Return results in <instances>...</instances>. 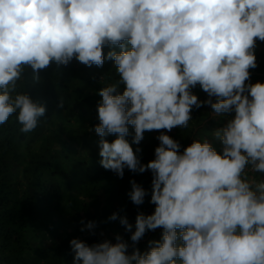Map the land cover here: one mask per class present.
I'll return each instance as SVG.
<instances>
[{
  "label": "clouds",
  "instance_id": "9594fccd",
  "mask_svg": "<svg viewBox=\"0 0 264 264\" xmlns=\"http://www.w3.org/2000/svg\"><path fill=\"white\" fill-rule=\"evenodd\" d=\"M257 41L264 42V0H0V125L16 114L28 134L47 118L44 104L16 90L26 68L39 82L53 62L111 60L119 79L98 93L100 164L120 178L125 169L152 174L154 212L138 213L134 231L126 216L108 219L119 218L133 245L158 228L161 239L128 254L119 234L115 243L73 238L72 264H264V178L248 175L264 174V83L249 82ZM197 86L208 99L193 93ZM204 105L234 113L212 133L222 150L204 139L181 151L167 133L188 128ZM145 131L159 132L147 164L132 147ZM130 184L129 199L142 205L148 191Z\"/></svg>",
  "mask_w": 264,
  "mask_h": 264
},
{
  "label": "trees",
  "instance_id": "16d2710c",
  "mask_svg": "<svg viewBox=\"0 0 264 264\" xmlns=\"http://www.w3.org/2000/svg\"><path fill=\"white\" fill-rule=\"evenodd\" d=\"M107 51L105 47V55ZM256 68H264V54L258 56ZM39 76V82H33L32 70L26 68L16 90L44 104L47 118L28 134L20 132L16 114L0 125V264H72L71 239L89 245L105 239L115 243L117 234L128 243V254L134 247L141 253L147 251L148 242L160 240L163 229L147 231L133 245L131 233L119 218L108 219L114 212L126 216L134 231L136 215H150L155 208L149 202L150 171L125 169L120 178L100 164V137L94 130L102 99L98 93L119 79L114 62L105 60L102 67H88L73 58L67 66L53 62ZM192 91L201 101L206 96L199 86ZM61 99L63 108L58 107ZM212 113L206 105L194 108L188 128H174L167 134L180 143L181 151L193 140L206 139L220 152L222 144L212 135L214 122L207 121ZM129 133L126 139L132 143L131 126ZM158 135V131H145L140 144H132L134 150L141 149L137 155L142 163L155 158ZM105 138L111 142L116 136ZM248 175L264 178V174ZM132 180L149 193L142 205H134L127 195ZM89 221L95 222L94 229L86 228Z\"/></svg>",
  "mask_w": 264,
  "mask_h": 264
},
{
  "label": "crops",
  "instance_id": "0c3cea01",
  "mask_svg": "<svg viewBox=\"0 0 264 264\" xmlns=\"http://www.w3.org/2000/svg\"><path fill=\"white\" fill-rule=\"evenodd\" d=\"M261 54H264V42H260V41H257V46H256V49H255V55H256V58H258V56ZM259 67V66H258ZM250 73H251V76H250V83H256V82H261V83H264V68H261V69H258V68H255V69H251L250 70ZM198 87V86H197ZM201 92L203 93L204 91L201 90ZM206 100L208 99V96L206 94V96H204L202 98V101L203 100ZM213 99V102H215V97L212 98ZM206 108L208 110L211 109V107L209 105H206ZM212 110V109H211ZM213 111V110H212ZM234 116V113H225L224 115L220 114V115H216L214 113H212L211 115H209L207 117V121L209 122H213L214 119L217 120L219 118H223L224 121L226 122V124L228 123V121ZM220 120V119H219ZM219 128H222V123H218V122H215L213 125L215 126V129L217 130V125H220ZM226 126V125H225ZM214 128V127H213ZM214 131V129H212ZM222 150V147H220L219 151ZM251 177V176H250ZM255 177V176H254ZM257 180H259L260 178L262 177H255Z\"/></svg>",
  "mask_w": 264,
  "mask_h": 264
},
{
  "label": "rangeland",
  "instance_id": "374dc122",
  "mask_svg": "<svg viewBox=\"0 0 264 264\" xmlns=\"http://www.w3.org/2000/svg\"><path fill=\"white\" fill-rule=\"evenodd\" d=\"M224 114H225V113H223L222 115H224ZM219 119H220V120H219ZM219 119H217V120L214 119L213 122H214V123H215V122L222 123V124H223L222 127H224V126L226 125V122L224 121L223 118H219ZM214 123H213V124H214ZM210 124H211V123H210ZM212 126L214 127V128H212V129H214V131H215V130H216V129H215V126H214V125H212ZM219 126H221V124H220V125H217V129H219ZM214 131H213V132H214ZM215 141L218 142L219 140H217V139L215 138Z\"/></svg>",
  "mask_w": 264,
  "mask_h": 264
}]
</instances>
